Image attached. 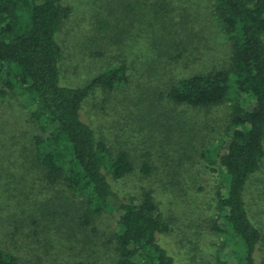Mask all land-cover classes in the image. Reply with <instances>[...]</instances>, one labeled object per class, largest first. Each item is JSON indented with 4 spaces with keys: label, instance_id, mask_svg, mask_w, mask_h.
I'll return each instance as SVG.
<instances>
[{
    "label": "trees",
    "instance_id": "obj_1",
    "mask_svg": "<svg viewBox=\"0 0 264 264\" xmlns=\"http://www.w3.org/2000/svg\"><path fill=\"white\" fill-rule=\"evenodd\" d=\"M210 1L229 44L225 59L169 82L160 99L175 108L144 114L140 121L151 120L156 133L146 143L139 125L117 121L115 111L107 119V105L131 80L126 58L99 68L83 87L61 85L59 35L73 6L0 0V264H180L163 239L185 230L186 253L196 261L204 227L222 246L195 264H229L228 256L264 264V0ZM135 3L127 10L137 9L139 24L152 32L144 51L158 59L173 54L174 0ZM96 24L99 33L109 27ZM180 25L190 26L186 16ZM118 37L110 38L114 46L123 44ZM183 53L178 48L174 59ZM90 102L96 119L84 112ZM225 105L220 138L204 120L175 110L209 114ZM197 131L211 139L203 149ZM198 155L216 179L204 205ZM170 203L176 213L164 208ZM23 250L39 252L38 259L26 260Z\"/></svg>",
    "mask_w": 264,
    "mask_h": 264
},
{
    "label": "rangeland",
    "instance_id": "obj_2",
    "mask_svg": "<svg viewBox=\"0 0 264 264\" xmlns=\"http://www.w3.org/2000/svg\"><path fill=\"white\" fill-rule=\"evenodd\" d=\"M65 1L73 6L74 15L70 21L64 24L59 35L60 42L65 47L66 52L62 59L61 85L72 88L83 87L89 77L100 71L99 68L117 65L121 58H126L132 65H130L131 70L129 71L131 80L130 83L119 88L122 91H119L118 95L113 97L115 99L112 98L111 102L107 105V119L111 121L115 120V111L119 116L116 118L117 121L126 120L133 125H139L143 130L141 134L140 132L137 134L140 140L142 139L146 143L150 139H153L151 136L156 133H153L155 130L151 126V120L146 122L140 121L144 117V114L148 111L155 112L158 115L162 113L167 114L175 108L166 99H160L162 94L166 95L167 90L165 88L169 82L190 76L193 73L207 71L209 68L219 66L222 60L225 59L224 52L228 49L229 44L217 26L210 0H174L172 21L175 26L172 27L169 37L178 46L174 49L173 54L163 53L161 59H158L157 55H154L155 53H149L151 50L144 51L143 40L152 32L149 24H147V27H142V23L139 24L140 12L138 14L137 9L133 11L127 10L129 4H136L135 0ZM184 16L188 18L190 23V26L186 29L180 25ZM98 20L109 23V27H105L102 33H99L97 30L96 23ZM179 32L182 35H179ZM123 35L126 36L125 39ZM117 36H119L118 39L122 40L123 44L114 46L110 38ZM178 48L180 51L183 48L187 49V53H183V59L177 62L174 58L176 57ZM67 49L71 51V55L67 54ZM96 51L104 52L105 57L99 59L94 57ZM133 101L138 104H131ZM94 108L95 105H93V102H90L84 109V112L90 114L92 119H96L97 117L95 116H98V110ZM175 110L177 113L187 115L186 117L189 119L195 117L197 120H204L203 122H205L206 127L208 126V129L214 128L212 138L221 137L219 133L227 117V105L212 110L209 114L202 111L194 115L191 114V110L182 107ZM130 111L135 113L134 119L130 118ZM179 119L183 120L180 116ZM194 133H196L195 135H197L198 140L201 141L198 147L200 149L207 147L208 144H204V142L210 141V137L207 139L205 134L201 137L198 135V131ZM200 133L202 134L201 130ZM204 137L205 139L203 140ZM155 143L157 144V142ZM195 158L198 163L196 169L200 170L202 185L207 190L204 193L205 198L201 201V204L204 205L205 200L210 195L208 191L215 186L216 179L212 180L213 175L205 169L206 163L203 160L200 161L199 155ZM199 163H201L200 166ZM217 181H219V178H217ZM162 200H166V198H162ZM172 206L173 204L170 203L166 204L164 208L170 210L171 214L176 213ZM173 207H176L175 204ZM188 207L191 211L192 206ZM208 209L214 212L213 207L210 206ZM181 221L182 224L180 226L183 227L184 225L187 228L186 218H181ZM194 221L196 222V219ZM183 231L179 229V231L177 230L176 233L168 235L162 241L169 250V254L180 264H195L201 257H207V259L211 260L216 254V250L222 246L219 238L212 235L207 230V227H204L203 233L207 237L200 243L202 250L198 253V260L192 261L190 255L186 253L187 241L183 240L185 237V234L182 233ZM191 232L190 230L187 231V233ZM209 236L211 237L209 238ZM226 251L229 252V249ZM35 252L39 253L34 250H23L22 255L26 257V260L34 262V258L38 259L35 257ZM175 254L176 256H174ZM228 262L229 264H236V261L231 256H228Z\"/></svg>",
    "mask_w": 264,
    "mask_h": 264
}]
</instances>
